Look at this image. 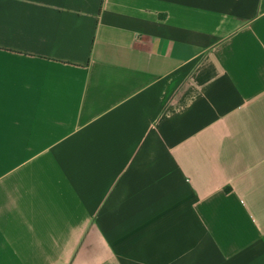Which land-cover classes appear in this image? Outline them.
<instances>
[{"label": "crops", "instance_id": "obj_1", "mask_svg": "<svg viewBox=\"0 0 264 264\" xmlns=\"http://www.w3.org/2000/svg\"><path fill=\"white\" fill-rule=\"evenodd\" d=\"M0 264H264V0H0Z\"/></svg>", "mask_w": 264, "mask_h": 264}]
</instances>
